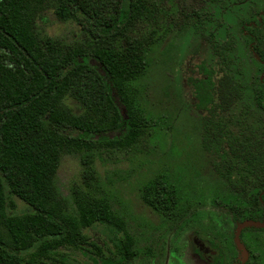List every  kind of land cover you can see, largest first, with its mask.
Instances as JSON below:
<instances>
[{"label":"trees","instance_id":"16d2710c","mask_svg":"<svg viewBox=\"0 0 264 264\" xmlns=\"http://www.w3.org/2000/svg\"><path fill=\"white\" fill-rule=\"evenodd\" d=\"M180 1L0 0V264H70L60 252L68 246L91 253L95 264L130 261V238L116 239V252L107 255L83 231L94 224L124 230L109 201L76 191L75 217L54 179L67 152L144 135L148 122L135 82L147 74ZM192 3L185 21L203 57L186 82L201 116L203 151L223 181L213 202L237 223L264 221V0ZM47 11L75 21L80 38L48 34L39 24ZM245 49L256 68L248 66ZM83 164L90 180L92 162L85 157ZM141 195L163 218L180 213L176 187L163 175L146 183ZM13 197L28 209L14 211ZM197 235L217 242L220 255L210 264H227L229 238L236 262L251 264L233 234Z\"/></svg>","mask_w":264,"mask_h":264},{"label":"rangeland","instance_id":"374dc122","mask_svg":"<svg viewBox=\"0 0 264 264\" xmlns=\"http://www.w3.org/2000/svg\"><path fill=\"white\" fill-rule=\"evenodd\" d=\"M194 4L182 0L176 6L171 27L166 24L164 38L153 48L147 74L135 82L137 103L148 122L144 135L134 141L100 140L93 148L67 152L54 179L70 215H79L76 191L109 201L123 220L124 230L114 233L106 225L94 224L83 227V231L107 255L116 252V239L130 238L133 255L126 264H206L193 252L197 232L230 237L236 229L229 210L213 202L223 181L213 172L203 151L201 116L186 82L195 62L203 57L201 44L194 45L192 24L185 21ZM39 24L48 34L68 42L81 35L75 21H63L53 11H47ZM244 52L248 66L256 68L248 51ZM85 157L95 170L90 180H85ZM159 175L176 187L180 213L175 218H163L143 202V186ZM13 198L14 211L28 209L22 200ZM242 238L254 253L251 264H264V231L247 227ZM227 246L233 255L237 254L231 238ZM60 252L66 254L70 264H95L91 253L87 255L80 249L61 247Z\"/></svg>","mask_w":264,"mask_h":264},{"label":"flooded vegetation","instance_id":"af4514ba","mask_svg":"<svg viewBox=\"0 0 264 264\" xmlns=\"http://www.w3.org/2000/svg\"><path fill=\"white\" fill-rule=\"evenodd\" d=\"M236 24V23H235ZM193 35V33H192ZM194 37H192L193 39ZM194 40V39H193ZM195 46H197V42L194 43ZM200 48L198 50V53L200 52ZM187 70V69H186ZM264 74V71L262 73V75ZM262 77V76H261ZM237 223V222H236ZM238 225V223H237ZM236 225V227H237ZM246 228V227H245ZM236 231V229H235ZM243 231H244V228L242 229L241 231V234H240V237H241V241H242V237H243ZM234 235H235V232L233 233V241H234V244L236 245L235 243V240H234ZM216 236V235H215ZM206 242L208 243V245H206ZM203 241L201 238H199L198 236H195L193 241H192V244L194 245L193 246V252L201 259H204L206 262V264H210L211 262H213L220 254H219V250L217 248H215L214 244L217 243V242H210V241ZM243 243V242H242ZM222 244V243H221ZM244 246L246 247L247 250H249V253L247 252L246 255H241L242 257L245 256L246 259H243V261L247 260V259H250V256H252V252L250 253V249L248 248V245L244 244ZM194 247H196V249H194ZM235 248V247H234ZM236 248L238 249V247L236 246ZM232 248H230L229 246L226 247V253H227V256H226V262L227 264H239V262H236L237 260V257L238 254L234 253V255L232 254ZM236 250V249H235ZM239 250V249H238ZM240 251V250H239ZM237 252V251H236ZM241 252V251H240ZM242 253V252H241ZM236 254V255H235ZM251 254V255H250ZM233 259H232V258Z\"/></svg>","mask_w":264,"mask_h":264},{"label":"water","instance_id":"95a60500","mask_svg":"<svg viewBox=\"0 0 264 264\" xmlns=\"http://www.w3.org/2000/svg\"><path fill=\"white\" fill-rule=\"evenodd\" d=\"M247 226H255L259 228H264V221L254 220V219H245L238 223L236 227L235 235H234V240H235L236 246L242 252L241 254L243 255L247 254V249L241 241L240 234H241L242 229Z\"/></svg>","mask_w":264,"mask_h":264}]
</instances>
